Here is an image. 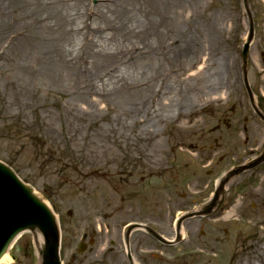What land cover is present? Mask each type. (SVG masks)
Returning <instances> with one entry per match:
<instances>
[{
	"label": "rangeland",
	"instance_id": "1",
	"mask_svg": "<svg viewBox=\"0 0 264 264\" xmlns=\"http://www.w3.org/2000/svg\"><path fill=\"white\" fill-rule=\"evenodd\" d=\"M188 1L191 12L183 28L189 27L201 48L211 46L214 53L202 51L192 62L176 58L171 69L178 90L153 97L156 104L165 93L167 105L166 100L177 96L170 113L161 106L168 114L156 121L158 107L145 104L152 113L140 116L139 128L150 124L155 131L156 159L152 154L146 159H155L153 168L143 165V154L130 157L112 142L114 132L124 134L134 127L113 100L76 110L63 82L30 75L0 44V163L55 214L62 264H129L124 246L129 224L148 226L161 236L159 241L139 229L130 233L135 264H233L238 258L259 256L264 204L259 206L254 197L264 192V123L247 91L264 114V0ZM100 4L90 1L82 23L93 26ZM15 6L16 12L0 11V18L2 13L11 20L22 16L26 25L20 20L16 29L6 28L21 39L32 31L24 18L32 13ZM210 28L217 31L208 45L200 35ZM246 44L247 75L242 59ZM82 80L76 85L79 91L87 90L88 79ZM164 86L161 82L158 89ZM237 204L231 222L211 225ZM200 206L208 216L199 217ZM178 210L185 212L182 220L173 217ZM190 219L185 228L196 236L198 249L187 247L177 234ZM36 235L41 234L22 235L2 264H43L39 258L44 245L42 251L36 247ZM92 239L94 244H89ZM208 242L214 243L213 251ZM82 243L87 247L80 252ZM250 244L255 250L247 252Z\"/></svg>",
	"mask_w": 264,
	"mask_h": 264
},
{
	"label": "bare ground",
	"instance_id": "2",
	"mask_svg": "<svg viewBox=\"0 0 264 264\" xmlns=\"http://www.w3.org/2000/svg\"><path fill=\"white\" fill-rule=\"evenodd\" d=\"M25 1L0 0L1 12L4 8H9V13L16 12L15 5H18L23 11L32 13L31 16L24 17L32 31L21 39L9 35V32H12H8L6 28L9 26V29H16L20 20L25 24L24 19L20 18L22 16L11 20L8 15L5 17L2 13L0 44L6 48L5 51L7 50L5 54L11 53L16 57L19 67L32 76L48 77L53 82H63L70 89V104H73L72 107L76 110L82 109V106L89 108L98 102L113 100L112 102L116 103L115 108L128 117L134 127L124 134L114 132L112 142L130 157L136 153L143 154V165L155 167L156 150L159 148L155 141V131L150 130V124L139 128L142 122L140 116L152 113L145 104L151 102L158 107L153 112L156 121L170 113L172 105L177 104V96L166 100L167 105L164 102L165 93L156 104L153 97L155 93L171 94L178 90H174V74L171 69L176 58L192 62V58L198 59L202 51L208 52L209 55L214 53L211 46L207 49L201 48L189 33V27L188 30L183 28L188 24L191 12L189 1L98 0L101 4L94 9L91 27L82 23V18L88 16L86 12L91 0H72L71 3L68 0ZM216 31L215 28H210L200 36L209 45L211 36ZM131 54L137 59H133ZM1 58H4L3 55ZM194 58L193 61H196ZM247 65L248 60L243 62L245 75ZM82 79H88L87 90L79 91L76 85ZM161 82L165 83L163 90L158 89ZM207 86L211 89L216 85L207 83ZM214 89L219 91L215 87ZM161 106H167L168 113L164 108H160ZM184 127L185 131L189 130L188 126ZM151 154L155 157L154 162L146 160ZM254 200L259 206L263 205L264 192L258 191ZM239 208L237 204L222 217H212L214 219L211 225L231 222ZM196 210L200 214L199 217H206L209 214L205 212L203 206ZM173 213V217L177 219L182 220L185 217L182 210ZM191 220L183 222L184 228L180 229V232L178 229L177 234L184 238L187 247L193 244L198 249L199 241L196 236H190L185 228L192 222ZM198 224L200 226L201 222ZM18 237L15 242L19 240ZM34 239L36 247L42 251L43 237L36 235ZM207 245L210 251L214 250V243L208 242ZM204 246L205 244H202V247ZM125 247L128 250L127 244ZM247 248L249 249L247 252L255 250L253 244ZM256 249L258 257L233 259V264H264V244ZM8 259L7 253L0 260V264ZM39 260L44 264L43 257ZM192 261L193 259L190 262Z\"/></svg>",
	"mask_w": 264,
	"mask_h": 264
},
{
	"label": "water",
	"instance_id": "3",
	"mask_svg": "<svg viewBox=\"0 0 264 264\" xmlns=\"http://www.w3.org/2000/svg\"><path fill=\"white\" fill-rule=\"evenodd\" d=\"M248 46L244 51L247 60ZM26 231H38L45 240L44 264H61L60 237L49 208L16 175L0 163V260L14 240Z\"/></svg>",
	"mask_w": 264,
	"mask_h": 264
},
{
	"label": "flooded vegetation",
	"instance_id": "4",
	"mask_svg": "<svg viewBox=\"0 0 264 264\" xmlns=\"http://www.w3.org/2000/svg\"><path fill=\"white\" fill-rule=\"evenodd\" d=\"M129 247H131V243H129Z\"/></svg>",
	"mask_w": 264,
	"mask_h": 264
}]
</instances>
